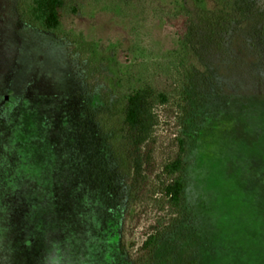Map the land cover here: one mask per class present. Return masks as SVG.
<instances>
[{
  "label": "rangeland",
  "instance_id": "obj_1",
  "mask_svg": "<svg viewBox=\"0 0 264 264\" xmlns=\"http://www.w3.org/2000/svg\"><path fill=\"white\" fill-rule=\"evenodd\" d=\"M29 3L0 0V264H144L148 232V264H264V0H64L54 33ZM151 77L177 206L130 200L111 141Z\"/></svg>",
  "mask_w": 264,
  "mask_h": 264
},
{
  "label": "trees",
  "instance_id": "obj_2",
  "mask_svg": "<svg viewBox=\"0 0 264 264\" xmlns=\"http://www.w3.org/2000/svg\"><path fill=\"white\" fill-rule=\"evenodd\" d=\"M63 1L30 0L24 21L34 28L54 33L60 23ZM172 95V91L159 87L153 77L143 80L124 95L121 126L111 136V141L118 140L121 144L120 160L129 172L127 196L143 208L151 204L150 194L157 192L169 205L177 206L182 201L186 167L183 136L180 132L175 134L176 151L171 158L160 155L162 140L156 136L157 126L164 122L162 116L169 117L167 105ZM151 178L156 185H150ZM159 237L158 232H148L137 246L135 254L143 258L144 264L151 260ZM120 242L121 250L125 251L123 238ZM125 253L131 256L130 252Z\"/></svg>",
  "mask_w": 264,
  "mask_h": 264
}]
</instances>
